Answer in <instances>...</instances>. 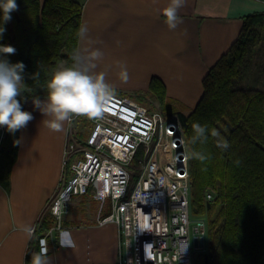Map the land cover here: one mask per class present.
<instances>
[{
	"label": "trees",
	"instance_id": "obj_1",
	"mask_svg": "<svg viewBox=\"0 0 264 264\" xmlns=\"http://www.w3.org/2000/svg\"><path fill=\"white\" fill-rule=\"evenodd\" d=\"M16 3L18 10L3 24L6 31L0 38V45H11L16 52L0 58L25 64L27 100L44 98L52 72L62 64L70 65L78 48L82 6L76 0ZM35 72L39 78L32 80L30 74ZM259 77H264V11L244 18L235 42L203 77V93L193 109H183L168 98L157 77L150 79L146 91L131 94L141 102L156 101L165 116L176 115L188 149L208 157L203 163L189 158L190 210L208 225L206 250L194 255L193 264H264V82L257 85ZM18 99L24 110L26 102ZM193 123L206 126L205 142L188 143ZM19 131L6 130L0 145V184L6 189L18 153L14 140L19 139ZM223 141L227 149L218 146ZM50 223L45 215L37 240ZM37 240L29 244L26 264H33L39 254Z\"/></svg>",
	"mask_w": 264,
	"mask_h": 264
},
{
	"label": "crops",
	"instance_id": "obj_2",
	"mask_svg": "<svg viewBox=\"0 0 264 264\" xmlns=\"http://www.w3.org/2000/svg\"><path fill=\"white\" fill-rule=\"evenodd\" d=\"M76 1L82 6L81 25H87L93 41L90 46L104 53L96 71L106 73L115 94L131 97L144 92L157 77L168 98L186 110L196 106L203 77L235 42L244 18L264 11V0H187L178 11L183 22L170 30L162 14L169 0ZM118 62L127 67V83L119 79ZM24 110L34 119L19 131L8 188L0 184V264H26L27 249L37 240L41 223L31 235L24 229L32 228L45 212L64 171L66 122L64 131H51L32 98ZM99 210L100 201L93 194L73 198L63 231L48 236L50 264H117L118 228L113 222H99L108 206ZM63 232L70 233L75 247L60 245Z\"/></svg>",
	"mask_w": 264,
	"mask_h": 264
},
{
	"label": "built area",
	"instance_id": "obj_3",
	"mask_svg": "<svg viewBox=\"0 0 264 264\" xmlns=\"http://www.w3.org/2000/svg\"><path fill=\"white\" fill-rule=\"evenodd\" d=\"M5 132L0 127V145ZM187 151L176 115L167 118L130 96L115 94L100 119L74 116L66 122L61 183L31 228L49 216L39 252L48 253V236L63 231L73 198L90 193L100 210L109 208L99 222L118 228L117 264H193L206 250L208 225L190 210Z\"/></svg>",
	"mask_w": 264,
	"mask_h": 264
},
{
	"label": "clouds",
	"instance_id": "obj_4",
	"mask_svg": "<svg viewBox=\"0 0 264 264\" xmlns=\"http://www.w3.org/2000/svg\"><path fill=\"white\" fill-rule=\"evenodd\" d=\"M187 0H169L162 14L165 23L170 30H175L182 23L178 15L180 8L186 5ZM18 10L16 0H0V38L6 29L4 23L11 20V13ZM89 29L82 24L78 29L77 36L82 42L81 46L74 49L70 65H60L52 72L47 81L46 98L32 97L33 107L40 111L44 119L42 123L51 131H64V123L71 122L74 116H83L91 120L103 117L106 106L115 95L116 89L106 80V73L96 71L97 62L103 59L104 53L99 48H92L93 43L88 35ZM16 49L11 45H0V54H15ZM120 67L119 79L123 83L129 80V73L126 65L118 62ZM25 64L21 61L11 63L6 58H0V127L14 134L25 129L30 121L34 119L31 112L23 110L20 97L27 102L24 92H29L24 82ZM32 80L39 78V72L30 74ZM193 135L189 144L203 143L207 139V128L199 123L192 125ZM20 140H14L19 145ZM222 149L229 147L227 141L219 142ZM186 158L197 159L201 163L208 159L202 153L188 149ZM163 183V181H161ZM24 231L31 235L32 229L25 228ZM60 245L62 247H75L74 240L70 233H61ZM188 242L184 243L182 251H186ZM33 264H50L46 256V249L34 256Z\"/></svg>",
	"mask_w": 264,
	"mask_h": 264
},
{
	"label": "rangeland",
	"instance_id": "obj_5",
	"mask_svg": "<svg viewBox=\"0 0 264 264\" xmlns=\"http://www.w3.org/2000/svg\"><path fill=\"white\" fill-rule=\"evenodd\" d=\"M259 75V74H258ZM252 76L254 77L255 76V74H253L252 73ZM260 78V80L259 81H261V82H258L259 84H257V85H263V82H264V80H263V78L264 77H262V79H261V77H259ZM242 86L243 87H253L252 85H248V84H245V83H242ZM134 99H136V98H134ZM136 100H138V99H136ZM141 102V101H140ZM142 103H144L146 106H148V107H150V108H159V106H158V103H156V102H151V101H149V100H147V101H142ZM160 109V108H159ZM133 180H134V178H133ZM107 203V202H106Z\"/></svg>",
	"mask_w": 264,
	"mask_h": 264
},
{
	"label": "water",
	"instance_id": "obj_6",
	"mask_svg": "<svg viewBox=\"0 0 264 264\" xmlns=\"http://www.w3.org/2000/svg\"><path fill=\"white\" fill-rule=\"evenodd\" d=\"M166 117L168 118L169 116H166ZM197 243H199L202 246L203 245V240H199V241L195 240V244H197Z\"/></svg>",
	"mask_w": 264,
	"mask_h": 264
}]
</instances>
